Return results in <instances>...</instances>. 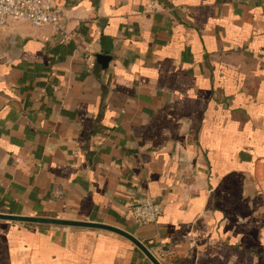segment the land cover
I'll list each match as a JSON object with an SVG mask.
<instances>
[{
  "label": "crops",
  "instance_id": "obj_1",
  "mask_svg": "<svg viewBox=\"0 0 264 264\" xmlns=\"http://www.w3.org/2000/svg\"><path fill=\"white\" fill-rule=\"evenodd\" d=\"M56 4L65 33L0 27V212L264 264V0ZM145 196L156 222L131 214ZM0 264L154 263L112 230L0 218Z\"/></svg>",
  "mask_w": 264,
  "mask_h": 264
},
{
  "label": "built area",
  "instance_id": "obj_2",
  "mask_svg": "<svg viewBox=\"0 0 264 264\" xmlns=\"http://www.w3.org/2000/svg\"><path fill=\"white\" fill-rule=\"evenodd\" d=\"M68 19L69 15L57 6L56 0H0V27L9 21H19L33 28L47 27L65 33ZM162 210V204L149 196L134 199L131 205L132 216L144 223L156 222ZM162 252V256L169 254L167 250Z\"/></svg>",
  "mask_w": 264,
  "mask_h": 264
},
{
  "label": "water",
  "instance_id": "obj_3",
  "mask_svg": "<svg viewBox=\"0 0 264 264\" xmlns=\"http://www.w3.org/2000/svg\"><path fill=\"white\" fill-rule=\"evenodd\" d=\"M98 59L101 61H106L109 58L107 55L98 54ZM0 218L8 219V220H15V221H27V222H35V223H47V224H58V225H77V226H87V227H95V228H103L115 231L119 234L124 235L125 237L129 238L133 241L154 264H163L161 261L147 248V246L141 242L137 237L132 235L131 233L114 227L112 225H107L103 223H96V222H87V221H75L69 219H61L55 217H42V216H28V215H14L10 213L0 212Z\"/></svg>",
  "mask_w": 264,
  "mask_h": 264
}]
</instances>
